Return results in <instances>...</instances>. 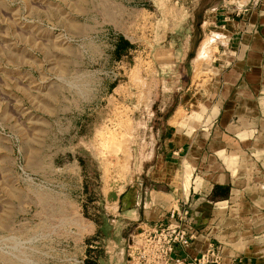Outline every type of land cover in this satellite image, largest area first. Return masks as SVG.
I'll list each match as a JSON object with an SVG mask.
<instances>
[{"label": "rangeland", "instance_id": "rangeland-1", "mask_svg": "<svg viewBox=\"0 0 264 264\" xmlns=\"http://www.w3.org/2000/svg\"><path fill=\"white\" fill-rule=\"evenodd\" d=\"M226 1L236 14L237 1ZM144 2L0 0V264H71L70 253L55 244L60 238L44 233L64 234L69 228L70 175L76 177L74 187L81 186L79 167L70 162L74 147L81 146L85 188L111 216L106 201L134 171L125 132L131 109L173 113L181 102L172 125L204 122L210 81L218 77L211 65L226 57L227 40L207 33L201 50L195 47L175 76L162 83L152 49L164 37L156 35L159 15L138 5ZM155 7L160 11L162 5ZM121 31L132 46L116 58ZM70 106L85 111V146L79 132L70 130ZM139 134L150 136L145 130ZM110 136L125 142L123 153L110 146ZM141 150L152 155L151 146ZM121 225L117 233L126 238L134 226ZM75 254L73 264H80Z\"/></svg>", "mask_w": 264, "mask_h": 264}, {"label": "crops", "instance_id": "crops-1", "mask_svg": "<svg viewBox=\"0 0 264 264\" xmlns=\"http://www.w3.org/2000/svg\"><path fill=\"white\" fill-rule=\"evenodd\" d=\"M224 3L147 0L138 4L159 15L156 35L164 38L152 50L156 74H163L157 77L160 82L167 83L175 76L171 74L184 66L195 47L200 49L209 32L227 40L226 57L211 65L218 77L210 81V104L202 112L204 122L172 125V115L184 107L181 102L173 113L164 108L131 109L125 132L130 135L134 171L115 185L120 189L110 203L106 201V208L112 222L134 227L141 221L161 220L173 208H188L189 229L196 231L197 237L189 248L178 249L179 254L198 256L208 241L215 239L221 244L222 264H264V0L256 5L251 0L238 1L237 7L248 5L238 14ZM158 4L162 5L160 11L155 7ZM120 36L130 41L123 31ZM83 112L70 106V130L79 132L85 146ZM144 130L150 134L146 139L139 134ZM149 146L152 155L145 157L141 149ZM80 147H74L70 154V162L79 167L81 186L76 189V177L70 175L69 228L64 234L54 230L44 233L60 238L55 244L70 253L71 264L76 251L83 264L86 239L97 226L82 211L85 186ZM118 236L117 251L103 264H125L128 237Z\"/></svg>", "mask_w": 264, "mask_h": 264}, {"label": "built area", "instance_id": "built-area-1", "mask_svg": "<svg viewBox=\"0 0 264 264\" xmlns=\"http://www.w3.org/2000/svg\"><path fill=\"white\" fill-rule=\"evenodd\" d=\"M251 1L256 5L259 0ZM230 2L225 3L228 5ZM247 7L248 5L238 7L237 14ZM85 200L84 198L82 201V211ZM190 225L188 208H173L156 222L137 223L125 243V264H222L221 244L215 239H210L198 256L181 255L177 252L178 249L189 248L197 237L196 231L189 229Z\"/></svg>", "mask_w": 264, "mask_h": 264}, {"label": "trees", "instance_id": "trees-1", "mask_svg": "<svg viewBox=\"0 0 264 264\" xmlns=\"http://www.w3.org/2000/svg\"><path fill=\"white\" fill-rule=\"evenodd\" d=\"M131 46L132 43L128 39L119 36L114 51L116 58H121L127 52V48ZM80 165L84 179L88 178L84 158L80 157ZM86 188L84 193L86 200L83 204L84 216L94 221L97 226L96 231L86 239V258L83 264H103V261L107 258L109 259L111 254L117 251L119 238L117 233L118 226L112 223L109 215L102 212L100 207L94 204V197L89 194ZM96 241L99 244H95Z\"/></svg>", "mask_w": 264, "mask_h": 264}, {"label": "bare ground", "instance_id": "bare-ground-1", "mask_svg": "<svg viewBox=\"0 0 264 264\" xmlns=\"http://www.w3.org/2000/svg\"><path fill=\"white\" fill-rule=\"evenodd\" d=\"M211 36V35H210ZM208 48V47H207ZM204 51H206V50H204ZM203 52V51H202ZM198 77V76H197ZM199 79V78H198ZM113 135V134H112ZM116 136V135H115ZM115 136H110L109 137V140H108V143L110 144V146L111 147H113L114 148V150H115V152H120L121 151V153H123L122 152V150L124 149V141L123 140H121V139H118V138H116ZM105 141V140H104ZM126 152V151H125ZM127 153V152H126ZM116 154V153H115ZM125 154V153H124ZM114 155V154H113ZM117 155H118V153H117ZM117 155H116V157H117ZM125 156V155H124ZM119 157V156H118ZM125 158V157H124ZM127 165H129V164H127Z\"/></svg>", "mask_w": 264, "mask_h": 264}]
</instances>
